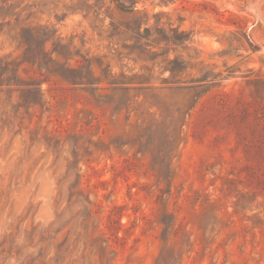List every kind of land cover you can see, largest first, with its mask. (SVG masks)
<instances>
[{"label":"rangeland","instance_id":"obj_1","mask_svg":"<svg viewBox=\"0 0 264 264\" xmlns=\"http://www.w3.org/2000/svg\"><path fill=\"white\" fill-rule=\"evenodd\" d=\"M1 59L0 264H264V0H0Z\"/></svg>","mask_w":264,"mask_h":264},{"label":"trees","instance_id":"obj_2","mask_svg":"<svg viewBox=\"0 0 264 264\" xmlns=\"http://www.w3.org/2000/svg\"><path fill=\"white\" fill-rule=\"evenodd\" d=\"M118 7L123 9V10H126L127 12L129 13H132V14H135L136 12V2L135 1H131L129 5H126L125 3L123 2H120L118 4ZM137 26H138V22H136ZM136 27V26H135ZM1 62L2 64H0V84L4 83V73L6 71L9 70L10 66H12L14 68V65L12 64V62L10 61H2L1 59ZM172 69V72L175 73V70L174 68H171Z\"/></svg>","mask_w":264,"mask_h":264}]
</instances>
